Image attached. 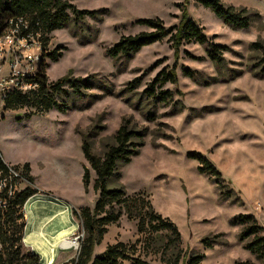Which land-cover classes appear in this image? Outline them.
<instances>
[{"label":"rangeland","instance_id":"rangeland-1","mask_svg":"<svg viewBox=\"0 0 264 264\" xmlns=\"http://www.w3.org/2000/svg\"><path fill=\"white\" fill-rule=\"evenodd\" d=\"M68 1L78 9L99 12L52 32L47 50L62 54L57 61L46 58L48 78L93 75L94 86L73 100L64 94L72 105L66 111L53 108L40 113L24 106L0 112L1 151L6 160L16 166L31 164L40 184L54 187L71 201L70 211L81 224L74 211L85 206L93 209L98 198L83 139L88 136L92 151L103 155L129 119L136 129L146 130L144 144L120 165V176L111 177L109 187L123 186L128 194L146 193L154 208L176 223L182 253L203 254L201 264H239L247 259L262 264L244 247L241 225L234 220L252 214L264 227V75L254 66L261 54L251 49L253 42L264 41V0H222L238 10L247 9L250 25L245 28L226 24L197 0ZM185 12L211 39L228 47L222 64H214L206 45L193 41L183 42L176 55L169 37L144 46L128 60L107 53L122 36L149 29L138 19L159 17L171 27L180 23ZM174 63L178 81L163 88L172 90L178 105L174 101L149 104L143 89L162 68ZM187 69L194 75L186 74ZM136 77L140 84L128 88ZM150 112L154 117L148 118ZM193 151L213 162L225 188L216 176L200 171L201 161L190 155ZM85 165L91 175L88 188L83 181ZM226 190L232 191L230 197ZM21 212L24 215L25 209ZM211 239H215L212 246L207 243ZM117 241L135 244L137 254L164 264L165 233L147 246L136 221L125 213L107 225L94 255ZM22 251L28 252L23 242ZM177 252L171 248L164 256ZM177 264H183L182 257Z\"/></svg>","mask_w":264,"mask_h":264},{"label":"trees","instance_id":"trees-1","mask_svg":"<svg viewBox=\"0 0 264 264\" xmlns=\"http://www.w3.org/2000/svg\"><path fill=\"white\" fill-rule=\"evenodd\" d=\"M197 1L211 8L218 17L232 27L245 28L250 25V15L247 9L238 10L232 5L223 3L222 0ZM98 12L96 10L78 9L68 0H0V34L4 29L5 19L13 16H25L35 30L42 32L43 48V58L38 71L29 80L35 87L24 93L18 90L12 91L6 99V110L33 106L40 113L48 112L53 108L66 111L72 105L67 101L64 94L72 97L73 100L84 96L87 90L94 86L93 75L87 77L67 75L58 80L50 81L47 74L49 65L45 60L49 57L52 61H57L62 54L57 49L47 50L52 32L65 28L73 22L78 24L86 16H95ZM137 23L145 25L149 29L122 36L115 44L108 47L107 53L110 56L115 59L124 58L128 60L144 46L169 37L173 47H175L176 55L179 54V48L183 42L193 41L206 45L207 54L214 64H222L225 60L224 52L228 47L211 39L204 32V28L186 12L183 14L180 23L171 27H167L159 17L140 18ZM251 49L261 54L254 66L259 67L262 75H264V41L253 42ZM176 66L174 63L172 67L162 68L154 79L147 83L142 91L146 102L155 105L157 102L169 104L174 101V104L178 105V102L173 100L172 90L163 88L167 83H177ZM185 73L190 76L194 75L191 69H187ZM140 82V78L136 77L129 82L128 88L134 89ZM151 117H154V114L150 112L148 118ZM131 124L129 119L124 120L115 134V142L108 146L103 155H98L92 151L88 136L83 139L84 157L96 175L94 189L98 193V198L93 209L85 206L81 207L78 212L74 211L79 214L81 225L85 229V239L82 242L78 264H121L123 260H128L129 264H158L152 263L142 257L141 254H137L135 244L129 246L123 241L108 244L103 252L94 255V247L103 239L107 232V225L117 222L124 213L129 219L136 221L137 231L144 234L145 245L147 244V246L165 233L166 241L162 251L164 264H177L181 257L183 264H201L204 258L203 254L196 252L189 254L187 251L182 253L181 235L176 223L171 218L159 213L146 193L128 194L123 186L109 187V179L113 176H120V165L130 161L131 156L138 153L139 147L144 144L146 130L136 129ZM190 155L197 156L201 161V166H199L201 172L216 176V181L219 182L221 188L226 187L221 172L212 161L200 152L193 151ZM22 167L27 178L33 184L30 164L27 162ZM90 178V169L85 165L83 181L86 188H88ZM37 192L36 188L28 185L17 194L14 207L10 208L8 213L9 233H4L2 236L5 252L0 257V264H39L40 256L38 254L22 251L25 222L21 209L25 202ZM225 194L230 197L232 191L226 190ZM18 220L21 221L18 222ZM234 222L241 225L239 236L240 240L244 242V247L264 264V227L252 214H240ZM217 236L215 235V238ZM214 240L211 239L210 242H206L212 246ZM171 248H177L178 252L173 257H165L164 254ZM239 264L254 263L247 259L241 260Z\"/></svg>","mask_w":264,"mask_h":264},{"label":"built area","instance_id":"built-area-1","mask_svg":"<svg viewBox=\"0 0 264 264\" xmlns=\"http://www.w3.org/2000/svg\"><path fill=\"white\" fill-rule=\"evenodd\" d=\"M41 37L42 32L35 30L25 16L5 19V26L0 34V112L6 110V99L12 91L24 93L35 87L29 80L36 75L43 58ZM28 185L33 186L23 167L8 163L0 148V257L5 252L2 236L9 233L7 225L9 210L14 207L17 194ZM26 205L27 201L22 207L25 210ZM84 239L85 229L78 224L72 234L60 243L62 253L70 254L64 256L63 261L54 263V258L60 253L57 252L53 259L48 261L46 256L35 252L40 256L39 264H78ZM24 240L23 235L22 242Z\"/></svg>","mask_w":264,"mask_h":264},{"label":"crops","instance_id":"crops-1","mask_svg":"<svg viewBox=\"0 0 264 264\" xmlns=\"http://www.w3.org/2000/svg\"><path fill=\"white\" fill-rule=\"evenodd\" d=\"M0 148H1V143H0ZM2 152V151H1ZM3 154V153H2ZM4 157V155H3ZM4 159L6 160V158L4 157ZM7 161V160H6ZM8 163H11L9 161H7ZM30 174L31 176L33 177V187L36 188L38 190L37 193H35L34 195H32L28 200H27V203L29 200L31 199H41L42 200H45L44 202H46V205L43 204L40 200L39 202H37V205L33 206V208L31 210L27 209L25 210V214H24V218H25V230H24V238L25 240L23 241L24 245L27 247L28 250H33L35 251L36 253H38L39 255H43V256H46L47 257V260L48 261H51L53 259V256L56 255V253H60V255L56 256L54 258V263H59L60 261H63L64 260V256L61 255L62 254V249L60 248V243L61 241L72 234L73 230L77 227L79 223L78 220L75 219L74 217V214L72 211H70V205H71V201L69 199L66 198L65 195H62L61 193L57 192L55 190L54 187H50V186H43L42 184H40L39 180H38V176L37 174L34 172V169L32 167V165L30 164ZM41 196V197H40ZM47 197V198H46ZM46 198V199H45ZM50 201H55L56 204L58 205H55L50 202ZM49 203V204H47ZM67 204L69 206V212L66 214V217H64L63 215H58L56 217V220L53 221L50 220L49 223H48V226L46 227V232H48V235L51 236L52 238L54 236H56V240L51 243V242H48L47 243V249L44 250V248H38L35 249L36 245L33 238L34 237H31V239L29 241L26 240V236L30 235V233L32 234L31 231H33V226H34V223L37 222V220H41L43 217H46L48 215H54L55 212L54 210L55 209H59V206L60 204ZM43 205V206H42ZM38 207V208H37ZM55 208V209H54ZM37 209V210H36ZM35 211V213H33ZM39 212V213H38ZM54 212V213H53ZM40 214V215H39ZM35 215V217H34ZM41 216V217H40ZM69 217V218H68ZM59 218V219H58ZM65 218V219H64ZM67 218V219H66ZM33 221V222H32ZM70 221V222H69ZM32 222V223H31ZM72 223V224H71ZM56 224V225H55ZM55 225V226H54ZM59 225V226H58ZM31 226V227H30ZM51 226V227H49ZM53 226V227H52ZM61 226V227H60ZM67 226V227H66ZM55 228V229H54ZM52 230H54L52 232ZM51 231V232H50ZM71 231V232H70ZM53 233V234H52ZM68 233V234H67ZM55 234V235H54ZM53 235V236H52ZM31 242V243H30ZM33 242V243H32ZM59 242V244H57ZM57 244V245H56ZM52 246V247H51ZM57 247V248H56ZM59 247V248H58ZM56 250H55V249ZM35 249V250H34ZM52 250V251H50ZM50 255H48V254ZM50 256V258H49Z\"/></svg>","mask_w":264,"mask_h":264},{"label":"bare ground","instance_id":"bare-ground-1","mask_svg":"<svg viewBox=\"0 0 264 264\" xmlns=\"http://www.w3.org/2000/svg\"><path fill=\"white\" fill-rule=\"evenodd\" d=\"M41 197V196H40ZM47 198V197H46ZM45 198V199H46ZM39 200L41 201V199L39 198V199H37V198H33V199H31V200H29L28 201V203H27V205H26V208L27 209H29V210H31L32 208H33V206L35 205H37V202H39ZM43 201V202H42ZM41 202L43 203V204H45V206H47L46 205V202H44L45 200H42ZM50 202H52L53 204H54V206L55 205H58V204H56V202L55 201H50ZM47 204H49V203H47ZM43 206V205H42ZM47 207H49V205L47 206ZM38 208V207H37ZM34 209V208H33ZM55 209V208H54ZM37 210V209H36ZM54 212H55V214L53 215H48V216H46V217H43L41 220H37V222L36 223H34V226H33V231H31L32 232V234L30 233V235H28V236H26V240L27 241H29L30 239H31V237H34L33 238V240H34V242H35V244H37L35 247V249H37V247L39 248H44V250L45 249H47V243L48 242H51V243H53L55 240H56V236H54L53 238L51 237V236H49L48 235V232H46V227L48 226V223H49V221L50 220H52L53 219V221L54 220H56V217L58 216V215H63L64 217H66V214L69 212V206L67 205V204H65V203H63V204H60V206H59V209L57 210V209H55L54 210ZM53 212V213H54ZM33 213H35V211L33 212ZM39 213V212H38ZM40 215V214H39ZM34 217H35V215H34ZM41 217V216H40ZM59 217V216H58ZM69 218V217H68ZM59 219V218H58ZM65 219V218H64ZM67 219V218H66ZM33 222V221H32ZM31 222V223H32ZM70 222V221H69ZM72 224V223H71ZM56 225V224H55ZM54 225V226H55ZM59 226V225H58ZM31 227V226H30ZM49 227H51V226H49ZM53 227V226H52ZM61 227V226H60ZM67 227V226H66ZM55 229V228H54ZM48 230V229H47ZM54 230H52V232H53ZM51 232V231H50ZM71 232V231H70ZM53 234V233H52ZM68 234V233H67ZM55 235V234H54ZM53 236V235H52ZM31 243V242H30ZM33 243V242H32ZM57 244H59V242L57 243ZM56 244V245H57ZM52 247V246H51ZM39 248V249H40ZM57 248V247H56ZM59 248V247H58ZM34 249V250H35ZM55 249V248H54ZM56 250V249H55ZM50 251H52V250H50ZM48 254V253H47ZM48 255H50V254H48ZM49 258H50V256H49Z\"/></svg>","mask_w":264,"mask_h":264},{"label":"water","instance_id":"water-1","mask_svg":"<svg viewBox=\"0 0 264 264\" xmlns=\"http://www.w3.org/2000/svg\"><path fill=\"white\" fill-rule=\"evenodd\" d=\"M33 253H35V251H32Z\"/></svg>","mask_w":264,"mask_h":264}]
</instances>
